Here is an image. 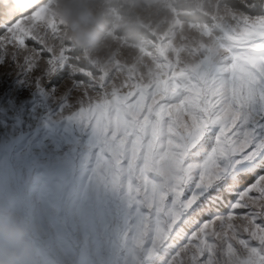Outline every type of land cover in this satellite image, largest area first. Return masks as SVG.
I'll list each match as a JSON object with an SVG mask.
<instances>
[{"label": "snow or ice", "instance_id": "6c2138e0", "mask_svg": "<svg viewBox=\"0 0 264 264\" xmlns=\"http://www.w3.org/2000/svg\"><path fill=\"white\" fill-rule=\"evenodd\" d=\"M248 9L239 34L225 33L224 55L117 84L70 47L56 52L45 8L9 23L0 5V64L38 88L67 71L79 97L71 119L91 126L98 172L124 181L137 206L132 239L145 264H264V31L254 30L264 0Z\"/></svg>", "mask_w": 264, "mask_h": 264}, {"label": "rangeland", "instance_id": "374dc122", "mask_svg": "<svg viewBox=\"0 0 264 264\" xmlns=\"http://www.w3.org/2000/svg\"><path fill=\"white\" fill-rule=\"evenodd\" d=\"M226 1L92 0L104 26H111L94 47L75 46L51 15L60 31L48 43L58 53L70 47L94 71L115 75L117 84L129 76L150 80L163 71L158 64L187 69L224 55L225 33L239 34L246 15ZM194 12L210 22L182 21ZM127 26L147 37L130 44L115 33ZM78 110L66 70L38 88L11 60L0 64V207L39 227L31 241L34 264H145L132 239L137 206L124 181L114 187L98 172L101 152L91 126L71 119Z\"/></svg>", "mask_w": 264, "mask_h": 264}, {"label": "clouds", "instance_id": "9594fccd", "mask_svg": "<svg viewBox=\"0 0 264 264\" xmlns=\"http://www.w3.org/2000/svg\"><path fill=\"white\" fill-rule=\"evenodd\" d=\"M18 13L42 7L66 29V38L80 48H92L104 30L102 15L92 8V0H4ZM175 175V173H171ZM38 226L0 207V264H34L32 239Z\"/></svg>", "mask_w": 264, "mask_h": 264}, {"label": "trees", "instance_id": "16d2710c", "mask_svg": "<svg viewBox=\"0 0 264 264\" xmlns=\"http://www.w3.org/2000/svg\"><path fill=\"white\" fill-rule=\"evenodd\" d=\"M225 4L227 5L228 8L243 12L245 14H247L249 10L245 4L233 0L226 1ZM0 5L3 6L6 21L9 23L14 21L16 18H24L26 16H29L30 14V13L16 12L13 9L12 4L5 3L4 0H0ZM179 8L193 12V8L190 6L179 5ZM181 19L184 22H192V23L207 24L210 22L206 16L196 12L190 15L181 16ZM110 28H111L110 25H105L103 31L109 30ZM115 33L117 34V36L123 38L125 41L129 42L130 44H139L142 41V39L147 37L144 30L136 26H127V27L119 28L115 30Z\"/></svg>", "mask_w": 264, "mask_h": 264}]
</instances>
